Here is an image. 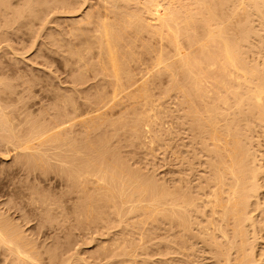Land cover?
<instances>
[{
	"label": "rangeland",
	"instance_id": "obj_1",
	"mask_svg": "<svg viewBox=\"0 0 264 264\" xmlns=\"http://www.w3.org/2000/svg\"><path fill=\"white\" fill-rule=\"evenodd\" d=\"M2 1H4V0H2ZM6 2H5L6 4L3 2L4 4L1 3V5H0V29L2 30V31L0 30V81H1L0 83H3V84H0L1 85L0 86V96H1L0 102L2 104V107L0 105V108L3 109L4 112H6L5 110H7L6 113H8V114H9V112L13 113L12 116H16V118H14V119H16V122L18 121L17 122L18 124L20 121L24 122V123H22L24 125H20V126H22L24 128L27 127L28 129L30 127L31 129H33L34 123L36 125H37V123H38V125L41 124V126H42L43 120L45 119L46 116L47 117H46V120H44L43 126L46 125L45 122L48 123V121H50V123H51V120H53V119H54L53 121L55 123H57V121H55V120H58L57 118L60 117L59 116L60 113L65 109L69 108L68 110L71 111V114L73 115L74 113L80 114V112H76V111H79L78 109H80L83 112H84V110L87 111L88 108H90V106H91L90 104L93 105V106H91L92 108H95L94 106H96L98 104L97 103V98H98L97 96L100 93H101L100 95L103 94L104 96L105 95L111 96V89H112L111 85H112V83L110 81V78H108L109 75H106V73L104 71H102V72L97 71L99 69L98 68L96 69V65L94 64L96 62V56H95L96 50H95V48L91 50L92 52H89L91 55L90 54L87 55V53L85 52L86 53L85 58L87 56L86 60L87 59L89 60V62L87 61L88 62L87 65L90 63V61H92L93 58L95 59L94 63L92 61L89 64L93 67L92 68L93 70L89 66L90 68L87 67L88 71L87 70L85 71L86 68H84V67H86L87 65L84 66L83 64H85L86 62L83 61L84 63L82 62L83 64H81L80 62L76 61V60H78L76 56L75 57L72 56V51L73 52H75V51L81 52L82 51L81 53L84 52L85 45L84 46L82 45L83 40H85V37L87 39V36L91 33V32H89L90 29L93 28L94 25L98 22L97 20L99 18H101L100 16L103 15L102 13L105 10L104 2L102 0H88V1L87 0H32V2L30 0L29 1L28 0H9V1L7 0ZM28 2H31V3L29 4ZM26 3H28L31 7L30 6L28 7V4H26ZM72 3H73V5H72ZM3 5H5V6H3ZM24 6H26V7L24 8ZM234 7L237 8V5L236 6L234 5ZM234 7H232V9H234ZM232 9H229V10H232ZM229 10H228V12H229ZM238 11L240 12L239 9H238ZM22 12H24V13H22ZM231 12L233 13V15L230 14ZM231 12L229 13L230 17H227V20L230 18H233L234 11H231ZM86 15H87V17H85ZM228 15H226V16H228ZM236 15H237V13H236ZM236 15H235L236 18L235 19L233 18L234 21L236 20L235 22L232 20L229 21L230 23L233 22V25H235L238 22L237 20L240 19V17H238V16L241 14L239 13L237 16ZM88 16H90L89 20H88ZM242 16H244V15H241V17ZM242 18H244V17H242ZM84 19L87 20L88 23H87V21H84ZM81 20H83V21H81ZM91 21H93V22H91ZM230 23L228 24V23L224 22V24H227V26L228 25L230 26ZM253 23L257 24L258 22L254 21ZM88 24L91 26H89ZM257 25L259 26V24H257ZM257 25H255V26H257ZM258 31L259 32L262 31V28H261V30L258 28ZM146 33L148 34V36H147V34H144V32H143L142 33V34H144V35H142L143 37L140 36L141 35L140 34L138 36L139 39L135 36L133 37L134 33H129L127 36H125V39L122 42V44H120V46L122 45L121 49H123V50L125 48L127 49L129 47L130 51H129V49H127V52L130 54L133 53L134 60H136V59L139 60V61L136 60V62L134 61V64H133V61L130 62L131 70H132L136 80L138 79L139 81L141 80L140 82H142V80L146 79V78L145 77L141 78V77L146 76L147 73L149 75V73H150V78L147 77V80L149 79L151 83L147 81L148 82L147 84H148V88L150 89V92L151 91L152 92L149 96L150 99L149 98L147 99V102H149V104L146 105V107H148L147 113L149 114V115L148 114L147 115L150 116L151 119H150V117H149L150 121H148L146 119L145 125H144V123H145V120H144L142 126H140L141 128H139L140 131L142 130L141 133L139 130H137V131H139L140 135H138V132L136 133V131H134L132 129V122H133L134 118H136V114L138 113V109H139V111L141 109H143V106H144L143 102H145V101H144V99H142L143 100V102H142L139 98H137L138 99V102H137V101H135L136 100V98H135L134 101L137 103V105L132 106L135 102H132L133 101L132 98L128 99V96H126L125 94L124 95L122 94V96L117 97V99H113L112 100L113 103H111V101H110L108 103V106L105 107V109L102 108L103 111L101 113V117L102 116L103 117H102V119L100 118V120L102 121V124H99L101 126L89 127V125H90L89 123L83 122L84 123L83 124L80 122V120H82L84 118L83 117V116H85L84 114L85 113L87 114V112H90L92 109L88 110L87 112H84V113L82 112L81 116H80V120H79V118L78 119L73 118V119H75V121L77 120L78 122H73L74 120H72V123H70L71 121L68 122V124H70V125L67 124V127H69V126L70 127L66 130H68L67 132L69 133L70 136H72L73 140H70V141L68 140L69 142L64 141V142H68L66 144H63L62 141H58L56 143L55 142L44 143L45 146H39L37 143L36 144L34 143L35 146L38 145L39 148L40 147H42V148H40L38 150V149H36L37 147L34 146L33 153L30 150H26L27 153L24 151L26 153L25 154L23 151H20V150L15 151L13 149V146L9 143L8 144L10 146L8 147V144L4 143L6 141L5 138L4 139L2 138V135L5 132H3L2 130L0 131V133L3 132L0 135L1 138L3 140H5V141H3L0 138L1 139V142H0V213H2L0 215V218L3 215V217H6V219H7V220H5V218H4V221H5L4 222L3 217H2L1 218L2 220L0 219V221H3V223H5V224H6V221L9 223L11 222L13 225L11 223L10 224L12 226H14V228L17 227V225L19 226V228L23 231L22 232L20 229L19 230L17 229L18 231L22 232V233L19 232L20 235H22V238L21 237L20 238L22 239L23 243L26 242L24 244L25 245L24 248H26V247L29 248L31 245H33V244L35 245V243L38 242V244L35 245V248H33V251H30V250H32L31 247H33V246H31L30 250H29L30 252H33L31 254H34V255L36 254L35 256L32 255V258H33V256L35 258H40L38 260L36 259L37 262L38 261L40 262L38 264H41V261L43 264H54V263L55 264H59V263L63 264V262L64 263L66 262L67 264H118V263L119 264H222L224 261L223 256L221 257V255H219L220 254L219 252H217V253L215 252V250L219 251V247H213V246L209 247L212 245V243H211L212 241L210 242L211 245H209V243L207 244V242L204 243L205 241H202L203 237H202V239H201V237L199 239V236H197L198 234L197 235L193 234V232L195 230L194 228H193V230H190V231L188 230L189 232L193 231L191 233V235L192 234L193 235L192 236H190V234H189V236L186 235L187 237L184 236V234H188V233L187 232L182 233L183 230H180V231H182L181 232L182 234H181L179 229H176V228L173 229V228L169 227V225H168L169 228H167V226L165 228L166 223L164 224V220L159 218V216H160V214H158V212H160L159 209L157 212L155 207H154V209L152 208V206H154L155 203L153 205V203L151 201L149 202L148 200H146V197H148V196H146V193L148 194V192H145V195H144V193H142L143 191H141L142 195H141V193L139 194V192L133 193L135 191V188H133L131 186H133V183H135L134 180L139 181L141 178H142L141 179L142 182L145 181V184H147L149 181H151L154 184H152L151 182H149V183H151L152 186H154V185L158 186L159 189H162V185L164 183L165 185H163V188H167L168 186H171L170 189L171 188L173 189V186H174V188L176 189L175 186L180 187V185H183L184 189H185V187H186V189H189L188 194H191L192 192H193L192 194H194V195L201 193L202 192L201 189H200L201 192L196 189V188L199 189V187H197V185L199 186V184H200L201 187L204 188V185L207 184L206 178L211 176V173L209 172L210 160L208 161V158L209 157L211 158V154L209 153L210 154V156H209V154H208L209 150L207 152L205 150V148L208 146L207 143H210L208 147H210V146L213 147L211 144H213L212 142H214L216 140V137L218 140L215 141V145L217 143L220 145V142H217V141H220V140L222 141L225 139L224 135L218 136L219 133L220 132L222 133V131H223V129L220 131L219 126L222 124L224 125L226 122L225 121L223 123L224 119H222L221 117L230 118V117H232L231 113H233L232 110H231V113H229L230 111H228V110H230V108L228 110L227 109L225 110V108L227 106L224 108V106L221 103L220 106H222L223 108L220 107V108H222V110L220 111V108H219L217 111H219V113H220V112H223L225 110L226 113L228 112L227 114H229V115H227L225 113H224V115L221 114L222 115L221 117H220V115H218V117H219L218 122H220L219 120H221V121L223 120L222 122H220L219 126H217L219 129L216 128V130H215L216 132H219V133H217L218 135H216V133H214V134L210 133L211 136L216 135V137L214 138L212 136L213 137L212 138V137L206 136V138H205V135H203V134H201V135H203L204 139L202 137H200V134H199L200 131H199V133H197V132H195V130L197 131V129H195L196 127L193 128L194 127V125H193L194 124L193 113L195 112V110L192 107H194V106L191 107L190 100L187 99L180 91H178L177 90L178 88L174 89V88H176V86L172 87V82L170 84V80L172 81V79L168 75L170 73L163 70V72L160 74L156 68H155V70H156V72H155L154 67H153V70H154V74H153L152 67H151V70L148 69V68H150V66H152L151 62L154 61L153 59H154L155 55H157V53L159 52L158 50H160L161 48L164 50V46H165L164 52H166V51L168 52L172 48L169 49L165 43H164L165 45L163 44L161 47V43L159 41L158 36H153L152 34H150L148 32H146ZM133 38H134L135 42L132 43L130 41H133ZM123 43L124 44L126 43V44L123 45ZM129 43H131V44L129 45ZM126 45L127 46L129 45V46L127 47ZM131 46H133L134 48ZM134 51L136 52L137 55L134 54L135 53ZM262 51L264 52V50H262ZM93 52H94V54H93ZM250 52L253 53V51H250ZM260 53H261V51L258 52L257 55H256V52L253 53L254 55L250 54V57L249 56H248L249 58L247 57V59L250 60V61L249 60L248 61L251 63V62H257L258 59H261L258 61V63H259L258 66H260V65L263 66V64H260V63L264 62V60H263L264 56H263V58L261 57L264 53L263 54L261 53L262 55ZM258 56H260V58H258ZM251 57H253L255 59V61H251L252 60ZM145 59H147L148 63ZM149 61H151V62H149ZM75 62H76V64H75ZM140 62H141V64H140ZM143 62H144V64L146 63L147 65L145 64L146 66L145 65L143 66ZM138 64H139V67H138ZM148 64H150V65L148 66ZM81 66L84 69H82ZM137 67H138V69H137ZM136 69H137V71H136ZM83 70L85 72H80ZM140 70H142V71H140ZM135 71H136V73H135ZM97 72H99V74ZM151 72H152V74H151ZM77 74L80 77L81 76L82 77L80 78ZM157 74H158V76L161 75V78L157 77L156 76ZM153 75L155 76V80H154V78L152 79V77H154ZM83 77H85V78H83ZM156 77L159 79H156ZM159 80H160V82H159ZM139 81H138V83H139ZM133 88H135V86ZM169 88H171L172 90ZM105 90L108 91L109 95H108L107 91H105ZM1 91H2V93H1ZM14 92L16 95H14ZM176 92H179V93H176ZM180 93L182 95H180ZM63 95H65V96H63ZM56 96L58 98H56ZM181 97H184L183 101L186 103L182 104V101H181L182 98ZM108 98H110V97H107V99ZM58 99L59 100L61 99V100L59 101ZM62 100L64 103L62 102ZM65 100L68 101L70 104L67 103ZM71 100L73 101V104L76 103V105L79 106L80 108L79 107L77 108V106H75V109L76 108L77 109L73 110L72 108L74 107V105H72ZM95 100H96L95 103H97V104L94 103ZM162 100H164V101H162ZM125 101H127V102H125ZM209 101H210L209 104H213V100H208V102ZM65 102L68 104V108L64 107V109H63V105L67 106ZM77 102H79V103H77ZM196 102H197V100H196ZM198 102H199V99H198ZM198 102H197V104H198ZM6 103H8L9 106ZM156 103H157V105H156ZM187 103H188V105H190L189 108L191 107L190 110H189V108L187 110L184 109V108L188 107ZM112 104H113V106H112ZM139 104H142V108H141V105H139ZM71 106H73V107H71ZM138 106H140V107H138ZM134 107H135V109H134ZM149 107H152V109H150ZM198 107H200L199 104H198ZM4 108H6V109H4ZM70 109H72L73 111ZM148 110L150 113L148 112ZM184 110L186 111V113L187 112L189 113L192 110H194V111H192L191 114H189L192 116V118L188 115V113L186 114ZM65 112H67V110L64 111V114L66 115ZM72 112H74V113H72ZM133 112L134 113L136 112V113L134 114ZM17 113L18 114L20 113L21 119H22V117L24 119V120L22 119L23 121L19 120L20 117L16 115ZM69 113H68V115L70 116ZM61 114H63V113H61ZM89 114H91V113H89ZM89 114L87 116H92L95 114V112H92V115H89ZM102 114H104V115H102ZM194 114H196V113H194ZM68 115H66V116L68 117ZM105 115L106 116L108 115V116L106 117ZM27 116L29 117L28 118L29 122L26 119ZM66 116H63V118L62 117L61 118L65 119L64 117H66ZM145 116H146V114H145ZM145 116H144V119L148 118ZM75 117H76V114H75ZM10 118H11V115H10ZM33 118H34V121H33ZM61 118L59 120H61ZM85 118H87V117H85ZM177 118H179V119H177ZM227 118L225 120H227ZM48 119H50V120H48ZM96 120H99V119H96ZM242 120H241L243 122L242 124H244L245 120L243 118H242ZM40 121H42V123H40ZM147 121L149 122V124ZM50 123H48V124H50ZM75 123H76V125H75ZM156 123H157V125H156ZM161 123H163V124H161ZM257 123H258L257 121L256 122L253 121V125H255V127H252L250 129L251 132L249 131V133L246 134V137L249 136V140L247 139L248 142H247V140H245V141L250 146V144H249V142L251 143L250 139H253L252 145L249 148H254V149H251V151L252 150L258 151V152L256 151V153H258V155H256V153H255V155L257 157H259L260 159H262L261 161H259V158H258V162H259L258 164H260L261 162L264 163V160H263L264 159V157H263L264 156V138H263L264 135L261 134V133H263V131L261 130L262 131L261 132L259 130L261 128L259 127V125H257ZM29 124L30 125L32 124V125L30 126ZM48 124H47V126H48ZM86 124H89V125H86ZM216 125H218V124H216ZM216 125H214V126L216 127ZM130 126H131V128H130ZM148 126H150V127H148ZM22 127H19V128L21 129ZM98 127H101V128H98ZM257 127H259V129ZM24 128H22V130H21L22 132L26 131V128L23 131ZM91 129H93V130H91ZM122 129H124V130H122ZM166 129H169V130H166ZM214 129L215 128L212 129L213 132H214ZM66 130L64 132H62V133H64V135L68 134L66 132ZM148 130H150V131L148 132ZM212 130H211V132H212ZM217 130H219V131H217ZM11 131H13V130H11ZM11 131L8 130L6 132L7 135H9V132L11 134ZM122 131H124V132H122ZM155 131H157V132H155ZM158 132H159V134H158ZM160 132H161V134H160ZM74 134H76V135H74ZM148 134H149V136H148ZM153 134H155L156 136ZM195 134L196 135L199 134V136L196 137ZM257 134H260V135L258 136ZM70 136H69V138H70ZM119 136H120V138H118ZM144 136H145V138H144ZM76 137H77V139H75ZM218 137L219 138L221 137L223 139H221V138L219 139ZM243 137L244 136H241L240 138H243ZM158 138H159V140H158ZM209 138H211L212 142ZM226 138H228L227 140H229V138H232V137H226ZM140 139H142V140H140ZM195 139H198V140H195ZM205 139H207V140H205ZM243 139H246V138L244 137ZM105 140H106V142H105ZM71 141H73L72 142L73 146L71 144ZM100 141H102L101 144L106 143L105 145L104 144L102 145V147L105 146V148L102 149V147L100 145ZM93 142H95V143H93ZM166 142H167V144H166ZM225 142H223V143H225ZM91 143H92V145H91ZM203 143H205V145H203ZM80 145H81V147H80ZM106 145H107V147H106ZM201 145H203L204 147ZM257 145H260V147ZM96 146H99V149L100 148L101 149L99 150L98 147L96 148ZM108 146H109V149H108ZM211 147H210V149H212ZM44 148H46V149L44 150ZM79 148H80V150H79ZM6 149L11 154H9V152ZM9 149L10 150L12 149V150L10 151ZM35 149L38 150L39 152L36 151ZM92 149H94V150H92ZM121 149H123V150H121ZM152 149H153V151H152ZM207 149H209V148H207ZM60 150H62V151H60ZM63 150H64V152H63ZM81 150H83V151H81ZM96 150H99L100 152H98ZM17 151H18V153H16ZM43 151L46 153H44ZM66 151L67 152L69 151V152L66 153ZM29 152H31V153H29ZM42 152H43V154H42ZM93 152H95V153H93ZM22 153H23V156L21 155ZM82 153H84V154H82ZM91 153H92V156H95L97 154L95 157H93L94 159L93 158L91 159V157H92ZM259 153H261V154H259ZM39 155L41 156V158L39 157ZM43 155H44V157L45 156L46 157L44 158ZM50 155H51V157H50ZM53 155H54V157H53ZM83 155H85V157ZM103 155H105V156H103ZM184 155H185V157H184ZM79 156L83 160L85 158H87L84 161H88L89 165H91L90 167H92L93 164H94V166L96 165L97 169H95V170H97L100 174L97 173V176H95V177H98V175H100L99 177H101V174L105 171V169H106V172L108 171V169L112 170L113 167L116 168L117 164H118V166H117L118 168H120V169L122 168L123 170L125 169L124 172L127 173V171H129L127 174H130V172L133 174H136V175H134L135 178L131 177V179H130L132 181V179L134 178L133 183H131V181L129 183L132 185L125 187V188L129 187L128 189H130V187H131V189L133 190L132 194H135V196H136V197L134 196V198H136L137 200L140 199L143 201V202H140L141 203L140 204L139 201L137 203V200H134V201H136L135 209H137L139 207V209H137V210H135V209L133 211L131 210L134 213L136 211L135 214L132 213L131 211L128 212L129 207L132 205V204L131 205L129 204L130 202L128 203L125 201L128 204V206L124 205L123 207H120V208L125 209V211H123L122 209L121 210L127 215L126 216L125 214L123 215V212H121V211H120V213H122V214L119 215L118 214L119 211L116 208L115 209L118 211V213L114 214L113 210H115V209H112V206H110L111 207L110 208L106 204H105L106 208L107 207L108 208L105 209V205L101 202V200H99L100 202L98 201L100 203L99 204V203L95 202L94 199L91 200L90 198H88L86 200H90L89 201V203H91L90 206L93 208L91 210H90V208L87 209V210H90V212L88 211V213L85 209L86 213H84V215H82L83 216V218L81 217L82 219L81 218L79 219L78 215H77L78 217L75 216L76 211H75L74 206L77 207L78 204H76V203L78 201L77 199H79V196H76L77 192L72 189V184H70L72 182H70L69 180L67 181L68 177H66L67 176L66 175L67 170L65 167H67V165L69 163L68 159L69 160H71L72 158L77 159V157H79ZM22 157H24V158H22ZM25 157L27 158V160ZM30 157H32V158H30ZM33 157H35V159ZM82 157H84V158H82ZM96 157L98 158L97 159L98 161L96 160ZM64 158H66L67 160H65ZM30 159H31V161H30ZM106 159L108 160V162L109 161L110 162L108 163ZM113 159L115 160V162H113L114 161ZM120 159H122V160H120ZM52 160H54V162H52ZM57 160H58V162H57ZM90 160H92V161H90ZM116 160L118 162L119 161L120 162L118 163ZM34 161H35V164H34ZM55 161L57 163H55ZM94 161H96V162L94 163ZM102 161H103V163H102ZM121 161H122V163H121ZM36 162H37V164H36ZM40 162L41 163L43 162L42 165H40L41 164ZM86 163L87 162H85V164ZM104 163L105 164L107 163L106 165H108V166H105ZM110 163H113V164H110ZM126 163H128V164H126ZM263 163H261L263 165V167H261V168L264 169ZM119 164H120V166H119ZM61 165H64V166H62V168H61ZM86 165H88V164H86ZM109 165H110V167H109ZM41 166H43V167H41ZM104 166L107 168H105ZM128 167H130V168H128ZM210 167H211V165H210ZM56 168H58V169H56ZM102 168L104 169V171L102 170ZM108 172H110V171H108ZM35 174H36V176H35ZM127 174H124V175H126V176H124V177H126L125 181L127 180L126 185L128 184V181H129L127 179V177H128ZM206 174L207 175L210 174V176L209 175L206 176ZM64 175H66V176H64ZM141 175H143V176H141ZM203 176L205 178H203ZM261 176L264 177L263 174ZM90 177L93 178L91 175H90ZM107 177H108V173H107ZM91 178L89 179V181L91 180ZM152 178H153L154 182H153ZM261 178L262 177L259 176V179H260L259 183L264 184V178H262V179ZM156 179H157V181H156ZM204 179H205L206 183H205ZM208 180H209V178H208ZM89 181H87V183L91 182V181L90 182ZM109 181H110V179H109ZM109 181H107L108 184L110 183ZM174 182L176 183V185H174L175 184ZM184 182L186 183V185L184 184ZM102 183H103V186L105 187V188L103 187L104 189L109 187V186H107L108 184H106L107 187L105 186L104 181ZM195 183L197 185H195ZM201 183H204V184H201ZM90 184L89 185L87 184L88 186L86 185V187L88 188L89 186H91L92 188H88V189L86 188L85 189L86 191L88 190L89 192L84 191L83 197L81 194V198H80L81 201L84 199V196H87V195H92L93 198L96 197V193L94 191H92L93 184L92 183H90ZM136 184H137V182H136ZM263 184L261 186H263ZM110 185H112V184H110ZM166 185H167V187H165ZM193 185H194V188H193ZM209 185H211V184H207L205 186L207 188V190H209V188H210V187L209 188L207 187ZM183 186H182V189H183ZM190 186H192V187H190ZM212 186H213V184H212ZM135 187H136V185H135ZM187 187H189V188H187ZM110 188H112V187H110ZM110 188H107L106 190L108 191V189H110ZM263 188H260V190H261V191L259 190L260 196L258 197L261 199V200L260 199H258V200L261 201L260 205H262V206H264L263 205L264 201H262V200H264V189ZM90 189L92 192L90 191ZM128 189L126 191H128ZM179 189H181V188H178L176 190L182 191V189L181 190H179ZM194 189H196V190H194ZM93 190H95V189H93ZM136 190H137V188H136ZM190 190H191V192H190ZM204 190H203V192H206V195L210 194V193H208L209 191H204ZM103 191L105 192V190H103ZM128 192H126V194L124 196H126ZM210 192H211V189H210ZM202 194H201V196L204 197L203 195L205 193L203 195ZM93 195H95V196H93ZM137 195H139V196H137ZM142 196H143V198H145L144 199L145 202L143 199H141ZM124 200H125V198H124ZM132 201H133V199H132ZM146 202H149V203H147L148 205L151 203L150 206L151 205L152 206L151 207L148 206L146 204ZM252 202L254 203V200ZM85 203H88V201H86ZM119 204H118V206H120ZM137 204H140V205L137 206ZM103 205H104V207H103ZM254 205H256V202L253 205L251 203V206L253 208L256 207V206L254 207ZM53 206H54V208H53ZM146 206H148L149 209L150 208L153 209V211H151L152 213H150V211L148 210V208ZM262 206L260 207V209L258 207L255 208V209L258 208L257 210L253 209L254 215H256L255 220L258 221V223L261 220L260 226H262V222L264 221V219H263L264 218L263 217L264 216V212H263L264 208ZM62 207H64V208H62ZM142 207L145 208V210L146 209L147 210L143 211L144 209L142 210L141 209ZM252 207H250L251 211H253ZM50 208H51V210H50ZM111 210H112V213L110 212ZM65 211H66V213H65ZM93 211H95V212H93ZM139 211H140V213H139ZM148 211H149L150 215H148ZM101 212L104 213V216ZM126 212H128L129 215ZM145 213H147V214H145ZM153 213L156 215H153ZM262 213H263V215H262ZM100 214L103 217H101ZM140 214H142L144 217ZM59 216H61V217H59ZM105 217L107 218V220ZM148 217L151 219H149ZM154 217H155V219H154ZM59 218H61V220ZM77 218L79 221L80 220L82 221L81 222L82 225H79L80 223H78ZM142 218L146 219L147 221L146 220L143 221ZM52 220H53V222H52ZM153 220H155V221H153ZM140 221H141V223H140ZM157 221H158V223H157L158 225L156 224ZM0 223H2V222H0ZM9 223H7L8 225L6 224L7 227L4 224L6 229L5 228L2 229V230H4L3 232H5L7 235L11 234V235H9V236H11L9 238L10 240L7 239L8 237L6 239L9 240L10 242H12L14 245L20 244L19 242L18 243L15 242L17 237L19 236L18 235L19 233L16 230V228H15V230L17 232L14 231L15 233L12 232V233L8 234L6 232L7 228H8V230H9V228H12L11 226L8 227L10 225ZM135 224H137V225H135ZM0 225H2V224H0ZM4 225H2V227L1 226L0 227L3 228ZM41 226H43V227H41ZM260 226L257 227L258 228L257 232L260 231L259 230L261 228ZM263 226H264V224H263ZM263 226H262V228H263ZM14 228H12V230ZM262 228H261V230H263ZM167 229L169 232L167 231ZM249 229L251 230V227L248 228V230H247V231H249L248 234L251 233V234H249L251 237L254 234L256 237H258L256 235L257 233L250 232ZM172 230H174V232H172ZM9 231H11V229ZM175 231L179 232V234H181V235L179 236L178 233H176ZM251 231H253V230H251ZM195 232H196V230H195ZM263 232L264 231L258 232V234L260 233L259 237H258L259 239H256L255 237L250 238V240L254 238V240H256L255 243L257 242L255 245L253 243V248H255V246H256V251L254 253H256L257 258L259 257L260 259H258L259 263L256 261L257 263L254 262L255 264H264V237H262L264 235H261V233L263 234ZM16 233H18V234H16ZM172 233H175L177 235L175 236V234L173 235ZM140 235H141V237H140ZM182 235L184 236L183 237L184 239L181 237ZM194 235L198 239L197 238L195 239ZM4 236H5V234H4ZM177 236L182 238V240H181L182 243H183V241H186L184 243V245L187 244L186 247H184V245L180 244L181 241H179V240L181 238H179ZM13 237H16V238L13 239ZM24 237L27 240H25ZM173 237H174V239L177 237L178 239L177 238L176 239L178 241L175 240V242H173L174 241ZM190 237H192V238L194 237V239L197 241L192 240ZM20 238H19V240H20ZM30 239H31V242L33 244H30ZM134 239H135V241H134ZM218 239H220L221 241L223 240L221 238H218ZM250 240H249L247 247L250 246V243H251ZM254 240H251V241L254 242ZM2 241L0 242V244L2 243ZM28 241H29L30 246H28V244H27ZM176 241H177V245L180 244V245H178L179 247L176 245ZM191 241L194 242V244ZM206 241H210V240H206ZM20 242H21V240H20ZM190 243H192L194 245L193 248H195V249H193V248L191 249L192 244H190ZM213 244H214V246H218L215 243H213ZM4 245H5V243L3 244V246ZM189 245H191V247H189ZM0 246H1L0 247L1 248L0 249V264H21L22 262L20 260L22 259V257H23L22 261L24 262L23 264L35 263V261H34L35 259H33V261H34L33 263L29 262V261H31L29 259V257H31L30 255H29V257H28V255H26L27 258L29 259L28 260L25 258L26 256L21 257L19 255V253H17V252H11V254L8 253L7 250L9 247L7 248L6 245H5V247L7 249L6 250L7 252H5V250H3V252H2V245H0ZM168 246L171 250H169V248H167ZM170 246L171 247L173 246V248H175V250L173 248H171ZM68 247H70V248H68ZM100 250H101V252H100ZM233 251H231V254H232V256H231L232 261L231 262H233L231 264H237L238 262L236 263V261H235V259L237 260V258H235V256L237 254L235 253V250H233ZM4 252L7 254L3 255ZM12 253H14L13 256L18 254L17 256L19 258L21 257V259H18L17 256H15L16 260L12 259L13 258V256L11 257ZM25 253H29V252L26 251ZM53 253H54V256H52L53 259H55L54 258L55 253L57 254L56 260L51 261L50 260L51 256L49 258H48V256L51 254L53 255ZM237 257H238V255H237ZM220 258L222 259V263H221ZM24 259H26V261ZM61 259L62 260L64 259V261H62ZM53 261H56V262H53ZM67 261H69V262H67Z\"/></svg>",
	"mask_w": 264,
	"mask_h": 264
},
{
	"label": "bare ground",
	"instance_id": "obj_2",
	"mask_svg": "<svg viewBox=\"0 0 264 264\" xmlns=\"http://www.w3.org/2000/svg\"><path fill=\"white\" fill-rule=\"evenodd\" d=\"M2 1V0H1ZM0 1V5L1 3H5L7 0H4L1 2ZM9 1V0H8ZM29 1V0H28ZM32 2V0H30ZM88 1V0H87ZM104 2V12L102 13L103 15L100 16L101 18H99L97 21V23L94 25L93 28L90 29L89 32H91L88 36H87V39L85 37V40H83V43L82 45L84 47V54L81 53L80 51H75L73 52L72 51V56L73 57H77L78 60H75L80 62L81 64H83L84 62H86L85 64H83L84 66L87 65V63L89 62V60L86 56L85 58V54L87 53L90 54L89 52H92L91 50L95 48V56H96V62L94 63V56L92 57V61L93 63L96 65V69L98 68L99 70L97 71H104L106 73V75H109L108 78H110V81L112 83V89H111V96L109 95L108 91V95H98L97 97V103L96 100L94 101L95 104H97L96 106H94L95 108H92L91 106H93L92 104H90V108H88V110H91L90 112H87L84 110V112H87V114L85 113L82 118V120H80V116H81V113L83 111H81L80 109H78L79 111H76V112H80V114H77V113H74L73 115L71 114V111H69L68 109V104L69 103L68 101H66V105L67 106H64L63 105V109L64 107L68 108V109H65L67 110L66 115H68V113L70 114V116L68 115V117L64 114V111L63 110L61 113H60V117H58L57 119L58 120H55L57 121V123H55L53 120H51V123L50 119H48V124L47 122L45 126L44 125V120H46V117L45 119L43 120V124L41 126V124L37 125L34 123L33 125V129H31L29 127V129L27 127L26 128V131L24 127L20 126V125H24L22 123L24 122H19V124L16 122V116H12L13 113L9 112V114L11 115V118H10V115L7 112V110H5L6 112L3 111V109L0 108V131L2 130L3 132V135H2V138L5 140H3L0 136V138L5 141L4 143L6 144H11L13 146V149L16 151V150H20V151H25L26 150H30L32 151L33 153V148H34V143L38 144L39 146H45L44 143H53V142H58V141H62L63 144H66L68 143L70 140H73L72 139V136L69 135V133L67 132L69 127H67V124L68 122L72 123V120H74L73 122H78L77 120L75 121V119H78L80 120L81 123L83 122H87L89 124H86V125H89V127H97V126H101L99 124H102V121L100 120V118L102 119L101 117V113H102V108L105 109L106 106H108V103L113 99H117V97L119 96H122V94L128 96V99L132 98V102H135L137 101L138 102V99L139 98L142 102L144 99L145 102L144 103V106H143V109H141L139 111L138 109V113L136 114V118H134L133 122H132V129L134 131H136V133L138 132V135H140L141 131L139 128H141L140 126H142L144 120H145V123L144 125L146 124V119L148 121H150L151 117L148 116L149 114L147 113V109L148 107H146V105L149 104V102H147V99L149 98L150 99V89L148 88V82H150V80L148 79L147 80V77L150 78V73L146 76H143L141 78H146V79H143L142 82H140L138 79L136 80L132 70H131V64L130 62L133 61V64H134V61L136 62V60H134V56H133V53H128L127 52V49H129V45L131 43H129V45L127 46L128 48L126 49H121L122 45L120 46V44H122V42L124 41L125 39V36H127L129 33H134L133 37H137L140 35H144V34H147L146 32L152 34L153 36H158L159 37V41L161 43V47L162 45L165 43L166 46H168L169 50L168 52H164L165 51V46H164V50L161 48L160 50H158L157 52V55H155L154 57V61L151 62L152 66H150V68H148L149 70H151V67H152V70H153V67H154V70L155 68L158 70V72L161 74L164 71L170 73L168 74L170 76V78L172 79V81L170 80V84L172 82V87H175L174 89H177L178 91H180L187 99L190 100V103H191V107L194 108L196 114L193 113V120H194V127L195 129H197V131L195 130V132L199 133L200 131V137H203V135H205V138L206 136L208 137H216V135H218L217 133L219 132H216V128H218L217 126H219L220 122H222L221 120H219L220 122H218V115H220V117L222 115L227 114L226 113V109L228 110L230 108V111L229 113H231V110L233 113L232 114V117L230 118H223L221 117L222 119H224L223 123L225 122V124L223 125H220V131L223 129L222 133L220 132L218 136H221V135H224V138L227 140L228 138L226 137H232V138H229V140H222L223 143L221 140L220 141H217V142H220V145L217 143L215 145V141L218 140L217 137H216V140L214 142H212L211 138H209L211 140V142L214 144H211L213 147H211L212 149H210L209 144L210 143H207V147L205 148V150L208 152V154L210 153L211 154V158L209 157L208 158V161L210 160V165H209V172L211 173V176L210 174H208L210 177L209 180L208 178H206V181H207V184H211L209 186H207L209 188V190H207V188L205 187L206 185H204V188L201 187V185L199 184V186L195 183V185H197L198 188H196L197 190L200 191L201 189V193H198V194H188V190L189 189H184V186L183 185H180L179 186H175L176 189L178 188H181L182 189V186H183V189L182 191H178L174 188L173 186V189L170 187L171 186H168L167 185L165 187L167 188H163V185H165L163 183L162 185V189H159L158 186H152V183H148L145 184V181L142 182V178L138 181L134 180L135 183H133V179L135 178L134 175L136 174H133L130 172V174H127L129 171L124 172V170L122 171L120 168H118V164L115 167H113L112 170H109L110 172H106V169L104 171V167L105 166H108L104 163V167L102 168V171L101 173V177H99L100 175H98V177H95L97 176V173L100 174L97 170V167L96 165L94 166V164L92 165V167H90L91 165H89V162L88 161H84L83 159L79 157L76 158H72L71 160L68 159L69 163L67 165L66 170H67V176L68 179L67 181L69 180L70 184H72V189L75 190L77 193H76V196H79V199H77V207H75V211H76V215L75 216H79V219L84 215V213H88V211L90 212V210L93 208L90 206L91 203H89L90 200H86L88 198H90L91 200H95V202L99 203L101 200V202L107 206H112V209H117L118 211L115 209L113 210L114 214L115 213H118L119 215H121L123 211H125V209L123 208H120V207H123L124 205L128 206V204L126 202H130L129 205V209H128V212H130L131 210L133 211L135 209V203L136 201L134 200H137L136 198H134L135 194H132V189L131 187L135 188V192H139V194L141 193V191H143L142 193H144L145 195V192H148V194L146 193V200H148L149 202L151 201L154 205L152 206V208L154 209V207L156 208L157 212H158V209L160 212H158V214H160L159 218H161L162 220H164V224L166 223L165 225V228L167 226V228L171 227V228H176V229H179L180 230H183L180 231V233H185L187 232L188 234H184V236H192L193 234L199 236V239L201 237H203L202 241H205L204 243L207 242V244L209 243V245H212L209 246V247H219V251H216L215 252H219L221 255V257L223 256V263L224 264H231L233 262L232 261V254H231V251L235 250V253L238 255L235 256V258H237V260L235 259L236 263L237 264H255V263H259L258 259H260L259 257L257 258V254L254 253L256 251V246L255 248H253V243L254 245L257 243H255L256 240L251 239V240H254L251 241L250 238L252 237H255L256 239H259V234L258 232H262L264 231V226H263V222H262V226H260V223H261V220L260 222L258 223V221L255 220V216L254 215V210H257L258 208L260 209V207L262 205H260L261 201H259L258 198L260 195V188H263L264 187V184L263 186H261L262 184L259 183V176L264 178L263 176H261L262 174L264 175V169L261 168L263 167V165L261 163L258 164V158L256 155H258V153H256L257 150H252L251 149H254V148H249L251 145H252V140L253 139H250L251 143L249 142L250 146L247 144L248 140H249V136L246 137V134L249 133V131L251 132V128L252 127H255V125H253V121H257V125H259V127L261 129H259V127H257L260 131L262 130L263 134L264 135V62L263 63H260V64H263L258 66L259 63L258 61L261 60V59H258L257 62H249L250 60L247 59V57L249 56L250 57V54H253L256 52V55L258 52L261 51V53L263 52L262 50H264L263 46H264V0H102ZM24 2V1H23ZM31 2H28L29 4ZM3 3V4H4ZM7 3V2H6ZM5 3V4H6ZM10 3V2H9ZM26 3V4H28ZM23 4V3H22ZM28 4V7L30 6ZM33 4V3H32ZM73 5V3H72ZM234 5L236 6L237 5V8L240 10V12L238 11V9L236 7H234ZM5 6V5H3ZM7 6V5H6ZM234 7V9H232V7ZM241 6V7H240ZM26 6H24L25 8ZM31 7V6H30ZM33 7V6H32ZM231 7V8H230ZM4 8V7H3ZM75 9V8H74ZM229 9H232V10H229ZM18 10V9H17ZM98 10V9H97ZM229 10V12H228ZM21 11V10H20ZM231 11H234V16L233 18L235 19V15L237 13V15L240 13L241 15H244L241 17V15H239L238 17H240L239 20H237L238 22L233 25V22L230 23L229 21H234L233 18H230L227 20V17H230V14L233 15V13ZM231 12V13H230ZM239 12V13H238ZM24 13V12H22ZM99 13V12H98ZM230 13V14H229ZM89 14V13H88ZM229 14V15H228ZM22 15V14H21ZM228 15V16H226ZM236 15V16H237ZM10 16V15H9ZM87 17V15L85 16ZM90 16H88V20L90 19L89 18ZM99 17V16H98ZM232 17V16H231ZM17 18V17H16ZM22 18V17H21ZM81 19V18H80ZM225 19V20H224ZM8 20V19H7ZM14 21V20H13ZM83 21V20H81ZM84 21H87L84 19ZM236 21V20H235ZM234 21V22H235ZM258 22L257 24H259V26L256 24V23H253V22ZM6 22V21H5ZM93 22V21H91ZM225 23H230V26L227 24H224ZM88 23V21H87ZM93 24V23H92ZM257 26H255V25ZM75 25V24H74ZM73 25V26H74ZM89 25V24H88ZM91 26V25H89ZM262 28V31H258V28L261 30ZM1 30V29H0ZM76 30V29H75ZM89 30V29H88ZM2 31V30H1ZM84 31V30H83ZM74 32V31H73ZM144 32V34H142ZM77 33V32H76ZM86 33V32H85ZM149 34V35H150ZM86 35V34H85ZM80 36V35H79ZM131 36V35H130ZM148 36V34H147ZM81 37V36H80ZM143 37V36H142ZM141 37V38H142ZM157 37V38H158ZM152 38V37H151ZM155 38V37H154ZM139 39V38H138ZM136 40V39H135ZM79 41V40H78ZM127 41V40H126ZM141 41V40H140ZM82 42V41H81ZM130 42H135L134 41V38H133V41H130ZM127 43V42H126ZM125 43V44H126ZM137 43V42H136ZM155 43V42H154ZM123 43V45H125ZM164 44V45H165ZM134 45V44H133ZM70 46V45H69ZM81 46V45H80ZM144 46V45H143ZM142 46V47H143ZM124 47V46H123ZM133 47V46H131ZM148 47V46H147ZM67 48V47H66ZM74 48V47H73ZM76 48V47H75ZM134 48V47H133ZM138 48V47H137ZM145 48V47H144ZM153 48V47H152ZM132 49V48H131ZM75 50V49H74ZM80 50V49H79ZM126 50V51H125ZM139 50V49H138ZM151 50V49H150ZM153 50V49H152ZM130 51V49H129ZM133 51V50H132ZM149 51V50H148ZM154 51V50H153ZM250 51H253L250 52ZM70 52V51H69ZM86 52V53H85ZM135 52V51H134ZM250 52V53H249ZM260 53V54H261ZM264 53V52H263ZM262 53V54H263ZM69 54V53H68ZM94 54V52H93ZM136 54V52L134 53ZM139 54V53H138ZM156 54V53H155ZM249 54V55H248ZM261 54V55H262ZM91 55V54H90ZM137 55V54H136ZM142 55V54H141ZM254 55V54H253ZM252 55V56H253ZM255 55V56H256ZM67 56V55H66ZM69 56V55H68ZM264 54L261 56L263 58ZM140 57V56H139ZM248 57V58H249ZM152 58V57H151ZM252 60L251 61H255V59L253 57H251ZM250 58V59H251ZM257 58V57H256ZM258 58H260V56H258ZM141 59V58H140ZM86 60V61H85ZM147 61V59H145ZM249 60V61H248ZM257 60V59H256ZM264 60V59H263ZM262 60V61H263ZM67 61V60H66ZM69 61V60H68ZM84 61V62H83ZM88 61V62H87ZM90 61V63L92 62ZM139 61V60H137ZM141 61V60H140ZM83 62V63H82ZM69 63V62H68ZM89 63V64H90ZM139 63V62H138ZM148 63V61H147ZM76 64V62H75ZM74 64V65H75ZM87 65L85 69V71L91 67V69L93 68L91 65ZM141 64V62H140ZM146 64V63H145ZM144 62H143V66L145 65ZM68 65V64H67ZM82 65V66H83ZM93 65V64H92ZM147 65V64H146ZM145 65V66H146ZM150 64H148L149 66ZM79 66V65H78ZM81 66L82 69H84L83 67ZM90 66V67H89ZM147 66V67H148ZM71 67V66H70ZM80 67V66H79ZM88 67V68H87ZM135 67V66H134ZM138 67H139V64H138ZM137 67V69H138ZM141 68V67H140ZM95 69V70H96ZM136 69V71H137ZM77 70V69H76ZM93 70V69H92ZM91 70V71H92ZM154 70H153V74H154ZM84 70L83 71H80V72H85ZM88 71V70H87ZM135 71V73H136ZM142 71V70H140ZM148 71V70H147ZM139 72V71H138ZM146 72V71H145ZM150 72V71H149ZM156 72V70H155ZM74 73V72H73ZM89 73V72H88ZM99 74V72H97ZM104 73V74H105ZM143 73V72H142ZM152 74V72H151ZM159 74V75H160ZM78 75V74H77ZM82 75V74H81ZM142 75V74H141ZM79 76V75H78ZM85 76V75H84ZM104 76V75H103ZM137 76V75H136ZM152 76V75H151ZM154 76V75H153ZM157 77H160L161 78V75L158 76V74L156 75ZM80 77V76H79ZM82 77V76H81ZM80 77V78H81ZM86 77V76H85ZM83 77V78H85ZM156 79H159L157 78ZM166 77V76H165ZM88 78V77H87ZM99 78V77H98ZM97 78V79H98ZM140 78V79H141ZM154 78L155 80V76L152 77V79ZM101 79V78H100ZM103 79V78H102ZM151 79V80H152ZM78 80V79H77ZM85 80V79H84ZM139 81V83H138ZM148 81V82H147ZM153 81V80H152ZM1 82V81H0ZM82 82V81H81ZM157 82V81H156ZM160 82V80H159ZM32 83V82H31ZM35 83V82H34ZM106 83V82H105ZM110 83V84H111ZM151 83V82H150ZM0 84H3V83H0ZM80 85V84H79ZM1 86V85H0ZM135 86V88H133ZM171 86V85H170ZM151 87V86H150ZM9 88V87H8ZM133 88V89H132ZM5 89V88H4ZM108 89V88H107ZM110 89V88H109ZM163 89V88H162ZM171 89V88H169ZM172 90V89H171ZM27 91V90H26ZM104 91V90H103ZM23 92V91H22ZM102 92V91H101ZM2 93V91H1ZM104 93V92H103ZM176 93H179V92H176ZM180 93V95H182ZM6 95V94H5ZM14 95L15 92H14ZM22 95V94H21ZM93 95V94H92ZM8 96V95H7ZM65 96V95H63ZM80 96V95H79ZM1 97V96H0ZM4 97V96H3ZM21 97V96H20ZM62 97V96H61ZM71 97V96H70ZM74 97V96H73ZM107 97H110L107 99ZM152 97V96H151ZM9 98V97H8ZM18 98V97H17ZM56 98H58L56 96ZM124 98V97H123ZM126 98V97H125ZM136 98V100L134 101V99ZM182 98V104L183 103H186L184 102L183 98L184 97H181ZM20 99V98H19ZM18 99V100H19ZM62 99V98H61ZM60 99V100H61ZM65 99V98H64ZM71 99V98H70ZM75 99V98H74ZM89 99V98H88ZM87 99V100H88ZM94 99V98H93ZM96 99V98H95ZM166 99V98H165ZM198 99H199V102H198ZM8 100V99H7ZM21 100V99H20ZM59 100V99H58ZM59 100V101H60ZM122 100V99H121ZM199 104L200 107H198V104ZM208 100H213V104H209L210 101L208 102ZM72 101V100H71ZM86 101V100H85ZM140 101V102H141ZM149 101V100H148ZM155 101V100H154ZM158 101V100H157ZM161 101V100H160ZM164 101V100H162ZM188 101V100H187ZM28 102V101H27ZM63 102V100H62ZM123 102V101H122ZM127 102V101H125ZM64 103V102H63ZM73 106L72 109L74 110L75 109V104H73V101L71 102ZM79 103V102H77ZM90 103V102H89ZM110 103V104H111ZM136 103V102H135ZM133 104L132 106H136V104ZM142 103V104H143ZM161 103V102H160ZM189 103V102H188ZM187 103V105H188ZM189 103V104H190ZM220 103V104H219ZM222 103V105L224 106L225 108V112H220L217 111L220 107ZM8 104V103H6ZM70 104V103H69ZM94 104V105H95ZM142 104H139L141 105V108H142ZM201 104V105H200ZM0 105L2 107V104L0 102ZM20 105V104H19ZM155 105V104H154ZM157 105V103H156ZM160 105V104H159ZM168 105V104H167ZM175 105V104H174ZM185 105V104H184ZM183 105V106H184ZM9 106V104H8ZM18 106V105H17ZM28 106V105H27ZM56 106V105H55ZM113 106V104H112ZM128 106V105H127ZM190 105H188L187 108H184V109H188ZM79 106H77L78 108ZM140 107V106H138ZM160 107V106H159ZM165 107V106H164ZM170 107V106H169ZM190 107V108H191ZM7 108V107H6ZM4 108V109H6ZM57 108V107H56ZM76 108V109H77ZM80 108V107H79ZM113 108V107H112ZM137 108V107H136ZM150 109H152V107H149ZM158 108V107H157ZM189 108V110H190ZM223 108V107H222ZM222 108H220V111L222 110ZM21 109V108H20ZM70 109V110H72ZM75 109V110H76ZM82 109V108H81ZM84 109V108H83ZM107 109V108H106ZM128 109V108H127ZM135 109V107H134ZM149 109V110H150ZM154 109V108H153ZM165 109V108H164ZM169 109V108H168ZM10 110V109H9ZM72 110V111H73ZM148 110V112H149ZM161 110V109H160ZM166 110V109H165ZM188 110V111H189ZM192 110V111H194ZM30 111V110H29ZM28 111V112H29ZM46 111V110H45ZM69 111V112H68ZM125 111V110H124ZM134 111V110H133ZM185 111V110H184ZM191 112H187L188 115L192 113ZM20 112V111H19ZM83 112V113H84ZM92 112H95L94 115H92ZM127 112V111H126ZM174 112V111H173ZM56 113V112H55ZM59 113V112H58ZM91 113V114H89ZM104 113V112H103ZM134 113V112H133ZM136 113V112H135ZM134 113V114H135ZM150 113V112H149ZM181 113V112H180ZM186 113V111H185ZM186 113V114H187ZM24 114V113H23ZM37 114V113H36ZM75 114H76V117H75ZM92 115V116H87V115ZM126 114V113H125ZM146 114V116H145ZM148 114V115H147ZM222 114V115H221ZM17 116L20 117L19 120H22L21 119V116H20V113L16 114ZM29 115V114H28ZM33 115V114H32ZM44 115V114H43ZM46 115V114H45ZM49 115V114H48ZM66 116L64 117L65 119H62L63 116ZM104 115V114H102ZM130 115V114H129ZM229 115V114H227ZM23 116V115H22ZM106 116V115H105ZM108 116V115H107ZM106 116V117H107ZM132 116V115H131ZM144 116L145 117H148V118H145L144 119ZM191 118L192 116L189 115ZM188 116V117H189ZM34 117V116H33ZM39 117V116H38ZM44 117V116H43ZM42 117V118H43ZM54 117V116H53ZM62 117V118H61ZM87 117V118H85ZM121 117V116H120ZM150 117V119H149ZM187 117V116H186ZM18 118V117H17ZM25 118V117H24ZM28 116H27V121H28ZM31 118V117H30ZM61 118V120H59ZM75 118V119H73ZM110 118V117H109ZM158 118V117H157ZM160 118V117H159ZM227 118V120H225ZM242 118L245 120L244 121V124H242L243 120ZM25 119V120H26ZM96 119H99V120H96ZM108 119V118H107ZM111 119V118H110ZM119 119V118H118ZM127 119V118H126ZM167 119V118H166ZM179 119V118H177ZM24 120V119H23ZM22 120V121H23ZM38 120V119H37ZM40 120V119H39ZM109 120V119H108ZM130 120V119H129ZM154 120V119H153ZM163 120V119H162ZM165 120V119H164ZM242 120V121H241ZM33 121H34V118H33ZM59 121V122H58ZM121 121V120H120ZM128 121V120H127ZM147 121V122H148ZM29 122V121H28ZM27 122V123H28ZM104 122V121H103ZM112 122V121H111ZM110 122V123H111ZM218 122V123H217ZM21 123V124H20ZM40 123H42V121H40ZM105 123V122H104ZM152 123V122H151ZM185 123V122H184ZM48 124V126H47ZM84 124V123H83ZM82 124V125H83ZM114 124V123H113ZM129 124V123H128ZM131 124V123H130ZM149 124V122H148ZM147 124V125H148ZM163 124V123H161ZM218 124V125H216ZM19 125V126H18ZM30 125V124H29ZM32 125V124H31ZM30 125V126H31ZM70 125V124H68ZM76 125V123H75ZM81 125V126H82ZM104 125V124H103ZM102 125V126H103ZM157 125V123H156ZM159 125V124H158ZM216 125V127L214 126ZM18 126V127H17ZM222 126V127H221ZM243 126V127H242ZM19 127H22L24 128L22 132V128L20 129ZM86 127V126H85ZM150 127V126H148ZM147 127V128H148ZM65 128V129H64ZM75 128V127H74ZM98 128H101V127H98ZM103 128V127H102ZM105 128V127H104ZM114 128V127H113ZM120 128V127H119ZM125 128V127H124ZM131 128V126H130ZM146 128V127H145ZM213 128L214 129V132H213ZM76 129V128H75ZM80 129V128H79ZM96 129V128H95ZM94 129V130H95ZM129 129V128H128ZM143 129V128H142ZM152 129V128H151ZM161 129V128H160ZM219 129V128H218ZM256 129V128H255ZM11 131V134L9 132V135H7V131ZM29 130V131H28ZM62 130V131H61ZM66 130V132L68 134H65L62 133ZM93 130V129H91ZM124 130V129H122ZM139 130V131H137ZM166 130H169V129H166ZM193 130V131H194ZM212 130V132H211ZM257 130V129H256ZM101 131V130H100ZM150 130H148L149 132ZM219 131V130H217ZM254 131V130H253ZM258 131V130H257ZM261 131V132H262ZM13 132V133H12ZM65 132V133H66ZM70 132V131H69ZM110 132V131H109ZM124 132V131H122ZM121 132V133H122ZM152 132V131H151ZM157 132V131H155ZM176 132V131H175ZM194 132V133H195ZM0 133V135H1ZM79 133V132H78ZM127 133V132H126ZM135 133V132H134ZM135 133V134H136ZM145 133V132H144ZM164 133V132H163ZM168 133V132H167ZM174 133V132H173ZM214 134L216 133V135H212L211 134ZM105 134V133H104ZM118 134V133H117ZM156 134V133H155ZM153 134V135H155ZM159 134V132H158ZM161 134V132H160ZM165 134V133H164ZM199 134H195L196 137L199 136ZM203 134V135H201ZM207 134V135H206ZM7 135V136H6ZM76 135V134H74ZM114 135V134H113ZM210 135V136H209ZM258 136L260 134H257ZM6 136V137H5ZM70 136V138H69ZM82 136V135H81ZM93 136V135H92ZM95 136V135H94ZM107 136V135H106ZM116 136V135H115ZM136 136V135H135ZM149 136V134H148ZM156 136V135H155ZM159 136V135H158ZM165 136V135H164ZM226 136V137H225ZM241 136H244L246 139H243V138H240ZM88 137V136H87ZM90 137V136H89ZM212 137V138H213ZM263 137V136H262ZM84 138V137H83ZM95 138V137H94ZM120 138V136L118 137ZM145 138V136H144ZM164 138V137H163ZM170 138V137H169ZM201 138V139H202ZM219 138V137H218ZM221 138V137H220ZM219 138V139H220ZM257 138V137H256ZM261 138V137H260ZM264 138V137H263ZM262 138V139H263ZM1 139H0V142H1ZM77 139V137L75 138ZM86 139V138H85ZM88 139V138H87ZM90 139V138H89ZM110 139V138H109ZM112 139V138H111ZM139 139V138H138ZM173 139V138H172ZM200 139V138H199ZM223 139V138H221ZM231 139V140H230ZM248 139V140H247ZM69 140V141H68ZM80 140V139H79ZM136 140V139H135ZM142 140V139H140ZM144 140V139H143ZM147 140V139H146ZM159 140V138H158ZM195 140H198V139H195ZM207 140V139H205ZM209 140V141H210ZM244 140V141H243ZM247 140V142L245 141ZM2 141V142H3ZM64 141H68V142H64ZM99 141V140H98ZM97 141V142H98ZM119 141V140H118ZM137 141V140H136ZM161 141V140H160ZM167 141V140H166ZM193 141V140H192ZM202 141V140H201ZM208 141V142H209ZM255 141V140H254ZM73 141H71V144H72ZM90 142V141H89ZM102 141H100V145L102 147V145L104 144H101ZM106 142V140H105ZM123 142V141H122ZM198 142V141H197ZM203 142V141H202ZM205 142V141H204ZM246 144H245V143ZM95 143V142H93ZM110 143V142H109ZM112 143V142H111ZM222 143V144H221ZM255 143V142H254ZM259 143V142H258ZM8 144V147L10 146ZM42 144V145H41ZM62 144V145H63ZM99 144V143H98ZM106 144V143H105ZM104 144V145H105ZM114 144V143H113ZM117 144V143H116ZM122 144V143H121ZM147 144V143H146ZM157 144V143H156ZM155 144V145H156ZM159 144V143H158ZM167 144V142H166ZM198 144V143H197ZM202 144V143H201ZM260 144V143H259ZM35 146L37 147L36 149H40L42 147L39 148V146ZM92 145V143H91ZM134 145V144H133ZM143 145V144H142ZM151 145V144H150ZM171 145V144H170ZM203 145H205V143H203ZM201 145V146H203ZM7 146V145H6ZM59 146V145H58ZM73 146V144H72ZM112 146V145H111ZM135 146V145H134ZM193 146V145H192ZM199 146V145H198ZM260 147V145H257ZM7 147V148H8ZM81 147V145H80ZM98 147L99 149V146H96V148ZM107 147V145H106ZM137 147V146H136ZM150 147V146H149ZM204 147V146H203ZM202 147V148H203ZM95 148V147H94ZM105 148V146L102 147V149ZM209 148V149H207ZM256 148V147H255ZM32 149V150H31ZM35 149V150H36ZM46 148H44L45 150ZM59 149V148H58ZM65 149V148H64ZM69 149V148H68ZM101 149V148H100ZM99 149V150H100ZM108 149H109V146H108ZM149 149V148H148ZM193 149V148H192ZM7 150V149H6ZM10 150V149H9ZM12 150V149H11ZM10 150V151H11ZM36 150V151H38ZM51 150V149H50ZM57 150V149H56ZM67 150V149H66ZM74 150V149H73ZM80 150V148H79ZM84 150V149H83ZM81 150V151H83ZM94 150V149H92ZM91 150V151H92ZM99 150H96L98 152H100ZM111 150V149H110ZM119 150V149H118ZM123 150V149H121ZM189 150V149H188ZM203 150V149H202ZM8 151V150H7ZM14 151V152H15ZM19 151V152H20ZM62 151V150H60ZM78 151V150H77ZM104 151V150H103ZM108 151V150H107ZM116 151V150H115ZM153 151V149H152ZM151 151V152H152ZM194 151V150H193ZM198 151V150H197ZM9 152V151H8ZM13 152V151H12ZM24 152V153H25ZM39 152V151H38ZM44 152V151H43ZM42 152V154H43ZM64 152V150H63ZM69 152V151H68ZM66 151V153H68ZM85 152V151H84ZM119 152V151H118ZM196 152V151H195ZM204 152V151H203ZM206 152V153H207ZM258 152V151H257ZM18 153V151L16 152ZM27 153V152H26ZM25 153V154H26ZM31 153V152H29ZM41 153V152H40ZM46 153V152H44ZM74 153V152H73ZM77 153V152H76ZM95 153V152H93ZM102 153V152H101ZM108 153V152H107ZM106 153V154H107ZM122 153V152H121ZM189 153V152H188ZM256 153V155H255ZM9 154H11L9 152ZM39 154V153H38ZM56 154V153H55ZM75 154V153H74ZM84 154V153H82ZM105 154V153H104ZM110 154V153H109ZM123 154V153H122ZM196 154V153H195ZM209 154V156H210ZM261 154V153H259ZM23 156V153L21 154ZM34 155V154H33ZM32 155V156H33ZM41 155V154H40ZM39 155V157L41 158V156ZM45 155V154H44ZM43 155V157H44ZM57 155V154H56ZM76 155V154H75ZM89 155V154H88ZM87 155V156H88ZM97 155V154H96ZM95 155V156H96ZM101 155V154H100ZM99 155V156H100ZM108 155V154H107ZM113 155V154H112ZM115 155V154H114ZM193 155V154H192ZM200 155V154H199ZM263 155V154H262ZM26 156V155H25ZM31 156V155H30ZM35 156V155H34ZM37 156V155H36ZM70 156V155H69ZM82 156V155H81ZM85 157V155H83ZM91 156H92V153H91ZM95 156H92L91 159ZM105 156V155H103ZM190 156V155H189ZM198 156V155H197ZM46 157V156H45ZM44 157V158H45ZM51 157V155H50ZM54 157V155H53ZM56 157V156H55ZM82 157V158H84ZM107 157V156H106ZM185 157V155H184ZM199 157V156H198ZM264 157V156H263ZM24 158V157H22ZM26 158V157H25ZM29 158V157H28ZM32 158V157H30ZM35 159V157H33ZM37 158V157H36ZM58 158V157H57ZM102 158V157H101ZM115 158V157H114ZM117 158V157H116ZM189 158V157H188ZM192 158V157H191ZM194 158V157H193ZM202 158V157H201ZM48 159V158H47ZM53 159V158H52ZM65 160H67L66 158H64ZM90 159V158H89ZM94 159V158H93ZM98 158L96 157V160ZM199 159V158H198ZM197 159V160H198ZM25 160V159H24ZM27 160V158H26ZM33 160V159H32ZM49 160V159H48ZM60 160V159H59ZM100 160V159H99ZM104 160V159H103ZM107 160V159H106ZM105 160V161H106ZM114 160V159H113ZM119 160V159H118ZM122 160V159H120ZM187 160V159H186ZM185 160V161H186ZM262 159L259 158V161H261ZM264 160V159H263ZM31 161V159H30ZM29 161V162H30ZM39 161V160H38ZM92 161V160H90ZM98 161V160H97ZM117 161V160H116ZM195 161V160H194ZM200 161V160H199ZM205 161V160H204ZM207 161V162H208ZM47 162V161H46ZM52 162H54V160H52ZM58 162V160H57ZM55 161V163H57ZM60 162V161H59ZM85 162H87L86 165ZM96 161H94L95 163ZM108 162V160H107ZM110 162V161H109ZM108 162V163H109ZM115 162V160L113 161ZM118 162V161H117ZM120 162V161H119ZM118 162V163H119ZM124 162V161H123ZM206 162V163H207ZM41 163V162H40ZM43 163V162H42ZM42 163L40 165H42ZM45 163V162H44ZM49 163V162H48ZM103 163V161H102ZM122 163V161H121ZM191 163V162H190ZM29 164V163H28ZM34 164H35V161H34ZM37 164V162H36ZM60 164V163H59ZM110 164H113V163H110ZM124 164V163H123ZM122 164V165H123ZM128 164V163H126ZM130 164V163H129ZM183 164V163H182ZM264 164V163H263ZM53 165V164H52ZM100 165V164H99ZM262 165V166H261ZM20 166V165H19ZM39 166V165H38ZM46 166V165H45ZM62 166L64 165H61V168ZM94 166V167H93ZM120 166V164H119ZM125 166V165H124ZM43 167V166H41ZM56 167V166H55ZM54 167V168H55ZM110 167V165H109ZM11 168V167H10ZM26 168V167H25ZM34 168V167H33ZM36 168V167H35ZM45 168V167H44ZM47 168V167H46ZM60 168V169H61ZM107 168V167H105ZM126 168V167H125ZM130 168V167H128ZM132 168V167H131ZM32 169V168H31ZM42 169V168H41ZM58 169V168H56ZM263 169V170H262ZM140 170V169H139ZM207 170V169H206ZM263 172H262V171ZM100 171V170H99ZM134 172V171H133ZM137 172V171H136ZM135 172V173H136ZM262 172V173H261ZM107 173H108V177H107ZM139 173V172H138ZM141 173V172H140ZM48 174V173H47ZM62 174V173H61ZM64 174V173H63ZM124 174H127V179L129 180L128 181V184L126 185L127 183V180L125 181V178ZM133 174V175H132ZM204 174V173H203ZM261 174V175H260ZM45 175V174H44ZM90 175L93 177L91 178ZM184 175V174H183ZM206 174V176H208ZM36 176V174H35ZM143 176V175H141ZM153 176V175H152ZM156 176V175H155ZM190 176V175H189ZM95 177V178H94ZM131 177H134L132 179V181L130 180ZM140 177V176H139ZM154 177V176H153ZM177 177V176H176ZM183 177V176H182ZM91 178V182L89 181V179ZM108 178V179H107ZM137 178V177H136ZM144 178V177H143ZM150 178V177H149ZM158 178V177H157ZM198 178V177H197ZM200 178V177H199ZM203 178H205L203 176ZM202 178V179H203ZM261 178V179H262ZM110 179V181H109ZM201 179V178H200ZM153 180V178H152ZM187 180V179H186ZM87 181H89L90 183L93 184V190L95 193H96V197L93 198L92 195H87V196H84V199L81 201V194H82V197H83V194H84V191H86L85 189L87 188L86 185L90 184V183H87ZM105 183V186L106 184H108L107 181H109L110 183L107 185L109 187L107 188H110L108 189V191L106 189H104L105 187L103 186V182ZM131 181V183H133V186H131L132 184H129ZM157 181V179H156ZM202 181V180H201ZM205 181V179H204ZM205 181V183H206ZM262 181V180H261ZM260 181V182H261ZM87 184H86V183ZM101 182V183H100ZM137 182V184H136ZM143 184H142V183ZM154 182V180H153ZM178 182V181H177ZM182 182V181H181ZM210 182V183H209ZM158 183V182H157ZM167 183V182H166ZM175 183V182H174ZM193 183V182H192ZM198 183V182H197ZM112 184V185H110ZM151 184V185H150ZM179 184V183H178ZM181 184V183H180ZM184 184L186 185V183L184 182ZM201 184H204V183H201ZM213 184V186H212ZM261 184V185H260ZM87 185V186H88ZM91 185V184H90ZM136 185V187H135ZM176 185V183L174 184ZM188 185V184H187ZM74 186V187H73ZM92 186V185H91ZM91 186H89L88 188H92ZM126 186H131L130 189L128 188H125ZM138 186V187H137ZM160 186V185H159ZM203 186V185H202ZM33 187V186H32ZM104 187V188H103ZM157 187V188H156ZM192 187V186H190ZM196 187V186H195ZM213 187V188H212ZM11 188V187H10ZM75 188V189H74ZM87 188V189H88ZM137 188V190H136ZM189 188V187H187ZM193 188H194V185H193ZM105 190V192L103 190ZM128 189V191H126ZM175 189V190H174ZM179 189V190H181ZM194 189V190H196ZM204 191H209L208 193H210L209 195H206V192H203ZM210 189H211V192H210ZM264 189V188H263ZM11 190V189H10ZM192 190V189H191ZM190 190V192H191ZM260 190V191H259ZM74 191V192H75ZM88 191V190H87ZM86 191V192H87ZM91 191V189H90ZM91 191V192H92ZM187 193H186V192ZM198 191V192H199ZM36 192V191H35ZM73 192V193H74ZM89 192V191H88ZM127 193V197L124 196L125 194ZM189 192V193H190ZM69 193V192H68ZM94 193V194H95ZM141 193V195H142ZM196 193V192H195ZM204 195H203V194ZM207 193V194H208ZM37 194V193H36ZM91 194V193H90ZM98 194V195H97ZM137 194V193H136ZM201 194L204 196L202 197ZM44 195V194H43ZM119 195V196H118ZM206 195V196H205ZM36 196V195H35ZM41 196V195H40ZM95 196V195H93ZM124 196V197H123ZM139 196V195H137ZM136 197V196H135ZM32 198V197H31ZM41 198V197H40ZM121 198V199H120ZM125 198V200H124ZM138 198V197H137ZM42 199V198H41ZM40 199V200H41ZM63 199V198H62ZM66 199V198H65ZM103 199V200H102ZM119 199V200H118ZM133 199V201H132ZM141 199H145L143 198V196L141 197ZM70 200V199H69ZM76 200V199H75ZM254 200V203L252 202ZM261 200V199H260ZM43 201V200H42ZM53 201V200H52ZM86 201H88V203H85ZM99 201V202H98ZM126 201V202H125ZM140 202H143L142 200L138 199L137 200V203ZM264 201V200H262ZM63 202V201H62ZM133 202V203H132ZM145 202V200H144ZM149 202H146L149 203ZM256 202V205H254V207H258L257 209L253 208L251 206V203L252 205L255 204ZM40 203V202H39ZM94 203V202H93ZM101 203V204H102ZM120 203V204H119ZM125 203V204H124ZM42 204V203H41ZM95 204V203H94ZM100 204V203H99ZM118 204L120 206H118ZM123 204V205H122ZM141 204V203H140ZM140 204H137L140 205ZM151 204V203H150ZM150 204L148 206H150ZM263 204V203H262ZM46 205V204H45ZM52 205V204H51ZM55 205V204H54ZM57 205V204H56ZM64 205V204H63ZM66 205V204H65ZM88 205V206H87ZM103 205V207H104ZM106 205H105V209L106 208ZM260 205V206H259ZM264 205V204H263ZM98 206V205H97ZM125 206V207H126ZM143 206V205H142ZM148 206H146L148 208ZM150 206V207H151ZM40 207V206H39ZM44 207V206H43ZM102 207V206H101ZM124 207V208H125ZM252 207V210L251 211V208ZM264 208V206H262ZM36 208V207H35ZM54 208V206H53ZM64 208V207H62ZM90 210H87L89 209ZM98 208V207H97ZM111 208V207H110ZM137 208V207H136ZM152 208H148V210L150 211V213H152L151 211H153ZM56 209V208H55ZM86 209V211H85ZM123 211H122V210ZM139 209V207L137 208ZM135 209V210H137ZM143 211H146L145 208H141ZM37 210V209H36ZM51 210V208H50ZM64 210V209H63ZM104 210V209H103ZM102 210V211H103ZM56 211V210H55ZM60 211V210H59ZM85 211V212H84ZM101 211V210H100ZM117 211V212H116ZM131 211V212H132ZM148 211V215H150ZM4 212V211H3ZM6 212V211H5ZM39 212V211H38ZM48 212V211H47ZM51 212V211H50ZM74 212V211H73ZM95 212V211H93ZM92 212V213H93ZM112 213V210L110 211ZM126 212V213H128ZM156 212V213H157ZM252 212V213H251ZM264 212V211H263ZM66 213V211H65ZM75 213V212H74ZM104 216V213L101 212ZM106 213V212H105ZM134 213V212H132ZM136 213V211H135ZM134 213V214H135ZM140 213V211H139ZM2 213H0L1 215ZM41 214V213H40ZM61 214V213H60ZM117 214V215H118ZM125 213L123 212V215ZM144 214V213H143ZM147 214V213H145ZM101 215V214H100ZM109 215V214H108ZM116 215V216H117ZM126 215V214H125ZM129 215V213H128ZM142 215V214H140ZM153 215H156L153 213ZM263 215V213H262ZM72 216V215H71ZM70 216V217H71ZM77 216V217H78ZM86 216V215H85ZM84 216V217H85ZM93 216V215H92ZM98 216V215H97ZM96 216V217H97ZM101 215V217H103ZM115 216V217H116ZM127 216V215H126ZM143 216V215H142ZM141 216V217H142ZM146 216V215H145ZM3 217V215L1 216V218ZM61 217V216H59ZM88 217V216H87ZM91 217V216H90ZM100 217V218H101ZM113 217V216H112ZM133 217V216H132ZM144 217V216H143ZM150 217V216H149ZM148 217V218H149ZM158 217V216H157ZM264 217V216H263ZM0 218V219H1ZM4 218L5 220L6 217H3V221H4ZM81 218V219H82ZM93 218V217H92ZM91 218V219H92ZM106 218V217H105ZM61 220V218H59ZM74 219V218H73ZM121 219V218H120ZM119 219V220H120ZM143 219V218H142ZM151 219V218H149ZM153 219V218H152ZM155 219V217H154ZM262 219V218H261ZM264 219V218H263ZM2 220V219H1ZM107 220V218H106ZM122 220V219H121ZM120 220V221H121ZM125 220V219H124ZM146 220V219H143V221ZM161 220V221H162ZM3 221H0L2 223V225H4L5 223H3ZM59 221V220H58ZM77 221L78 223H80L79 225H82V221L78 220L77 218ZM87 221V220H86ZM90 221V220H89ZM123 221V220H122ZM121 221V222H122ZM147 221V220H146ZM155 221V220H153ZM160 221V222H161ZM5 222V221H4ZM53 222V220H52ZM94 222V221H93ZM124 222V221H123ZM9 223L6 221V224ZM11 223V222H10ZM9 223V224H10ZM141 223V221H140ZM158 223V221L156 222V224ZM5 224V225H6ZM12 224V223H11ZM9 225L8 227H12L14 228V226L12 225ZM75 224V223H74ZM97 224V223H96ZM147 224V223H146ZM2 225H0L2 227ZM5 225L3 228L0 227V242L2 241V243L0 245H2V252L3 250H5V252L8 251V253L11 254V252H17L19 253V255L22 257V256H26L29 255L31 257H29V259L31 261L29 262H34L33 264H38L40 263L39 261L37 262L38 259L40 258H35L34 254H31L33 252H30V251H33V248H35V245L38 244L35 243V245L31 242V239H30V244H33L31 246L29 245V241L27 242L28 246H30L32 248V250H30V247L29 248H24L25 247V243H23L22 241V235H20V233H22L23 231L19 228V226L17 225L16 230L20 229L21 231H18V234L19 236L17 237V239L20 240L18 241L16 239L15 242H19L20 244H13L12 242H10L9 238L11 236V234L9 233H15L17 232L15 230V228L12 230V228H9V230L11 229V231L8 230L7 228V233L9 235H7L5 232H3L5 228ZM8 225V224H7ZM6 225V227H7ZM16 225V224H15ZM137 225V224H135ZM158 225V224H157ZM169 225V227H168ZM76 226V225H75ZM142 226V225H141ZM260 226L263 230H261V228L259 229L260 231L257 232V227ZM43 227V226H41ZM159 227V226H158ZM161 227V226H160ZM251 227V231L250 229V232H254V233H257L256 235L258 237L254 235H252V237L249 235L251 233L248 234L249 231L248 228ZM45 228V227H44ZM54 228V227H53ZM137 228V227H136ZM139 228V227H138ZM143 228V227H142ZM170 228V229H171ZM193 228L196 230H194L193 234L191 235L192 232H189L190 230H193ZM6 229V228H5ZM169 229V230H170ZM83 230V229H82ZM160 230V229H159ZM185 230V231H184ZM189 230V231H188ZM9 231V232H8ZM15 231V232H14ZM129 231V230H128ZM136 231V230H135ZM166 231V230H165ZM168 231V229H167ZM169 232V231H168ZM172 232H174V230H172ZM176 233H178V235L180 236L181 234H179V232L175 231ZM129 233V232H128ZM135 233V232H134ZM5 234V236H4ZM130 234V233H129ZM166 234V233H165ZM168 234V233H167ZM171 234V233H170ZM173 235L175 233H172ZM138 235V234H137ZM177 234H175L176 236ZM194 235V236H195ZM249 237H248V236ZM261 235H264V232L263 234L261 233ZM15 236V235H14ZM17 236V235H16ZM166 236V235H165ZM171 236V235H170ZM174 236V237H175ZM177 236V237H179ZM183 235L181 236L182 238L184 237ZM186 236V237H187ZM8 237V238H7ZM26 237V236H25ZM24 237V239H25ZM136 237V236H135ZM141 237V235H140ZM173 237V239H174ZM176 237V238H177ZM179 237V238H181ZM249 239H248V238ZM264 237V236H262ZM9 240H7V239ZM16 238V237H13V239ZM70 238V237H69ZM174 239L173 242H175V240L177 239ZM182 238L179 240L181 241ZM192 240H195L197 237L195 236V239L194 237H190ZM218 238H221L223 239L222 241ZM2 239V240H1ZM29 239V238H28ZM167 239V238H166ZM184 239V238H183ZM188 239V238H187ZM198 239V238H197ZM210 240V241H206V240ZM27 240V239H25ZM24 240V241H25ZM189 240V239H188ZM249 240H250V246L247 247L248 243H249ZM14 241V240H13ZM68 241V240H67ZM135 241V239H134ZM137 241V240H136ZM169 241V240H168ZM178 241V240H177ZM177 241H176V245H177ZM197 241V240H195ZM212 241V242H211ZM214 241V242H213ZM258 241V240H257ZM34 242V241H33ZM164 242V241H163ZM186 241H181L180 244L184 245ZM188 242V241H187ZM190 242V241H189ZM192 242V241H191ZM211 242V243H210ZM5 243V245L7 246L8 250L6 249L5 245L3 246V244ZM194 244V242H192ZM190 243V244H192ZM215 243L216 245L218 246H214ZM13 246H12V245ZM68 244V243H67ZM166 244V243H165ZM178 244V245H180ZM192 244V247L191 245H189V247H191V249L193 248V245ZM252 244V245H251ZM177 245V246H178ZM41 246V245H40ZM186 245H184V247H186ZM208 246V245H207ZM1 247V246H0ZM5 249H4V248ZM171 247V246H170ZM179 247V246H178ZM181 247V246H180ZM65 248V247H64ZM70 248V247H68ZM169 248V246L167 247ZM173 248V246L171 247ZM183 248V247H182ZM1 249V248H0ZM25 249V250H24ZM50 249V248H49ZM103 249V248H102ZM175 250V248H173ZM177 249V248H176ZM179 249V248H178ZM184 249V248H183ZM195 249V248H193ZM212 249V248H211ZM217 249V248H216ZM7 250V251H6ZM30 250V251H29ZM104 250V249H103ZM169 250H171L169 248ZM218 250V249H217ZM29 252V253H25V252ZM3 253L4 254H7V253ZM56 252V251H55ZM58 252V251H57ZM101 252V250H100ZM106 252V251H105ZM173 252V251H172ZM195 252V251H194ZM234 252V251H233ZM52 253V252H51ZM14 253H12L11 257L13 256ZM16 254V253H15ZM48 254V253H47ZM190 254V253H189ZM2 255V256H3ZM18 255V254H17ZM17 255H14L12 259H15V256ZM32 255L33 258H32ZM56 253H55V259H53L52 256H54V253L53 255H49L48 258L51 256V261L52 260H56ZM166 255V254H165ZM218 255V256H219ZM41 256V255H40ZM9 257V256H8ZM18 257V256H17ZM21 257L18 259H21ZM58 257V256H57ZM74 257V256H73ZM188 257V256H187ZM26 259L27 256L25 257ZM17 259V260H18ZM26 259H24L26 261ZM28 259V260H29ZM33 259H35L33 261ZM37 259V260H36ZM73 259V258H72ZM221 259V258H220ZM23 260V257L22 259L20 260L23 264L24 262L22 261ZM62 260V259H61ZM70 260V259H69ZM85 260V259H84ZM41 261V260H40ZM64 261V259L62 260ZM61 261V262H62ZM66 261V260H65ZM71 261V260H70ZM234 261V260H233ZM257 261V262H256ZM53 262H56V261H53ZM58 262V261H57ZM69 262V261H67ZM126 262V261H125ZM255 262V263H254ZM20 263V262H19ZM130 263V262H129ZM198 263V262H197ZM221 263H222V259H221ZM222 263V264H223ZM27 264V263H26ZM31 264V263H29ZM41 264L42 261H41ZM55 264V263H54ZM60 264V263H59ZM63 264H67L66 262ZM119 264V263H118Z\"/></svg>",
	"mask_w": 264,
	"mask_h": 264
}]
</instances>
